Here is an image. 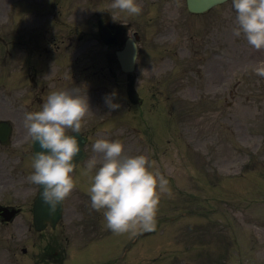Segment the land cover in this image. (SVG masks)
Masks as SVG:
<instances>
[{
	"label": "rangeland",
	"instance_id": "374dc122",
	"mask_svg": "<svg viewBox=\"0 0 264 264\" xmlns=\"http://www.w3.org/2000/svg\"><path fill=\"white\" fill-rule=\"evenodd\" d=\"M138 3L142 12L130 15L113 0H0V120L13 124L11 145L0 147V203L29 207L36 190L25 112L40 110L53 90L75 88L89 100L80 131L88 158L72 173L58 225L60 264L75 253L72 264H264V76L254 70L264 48L235 36L232 0L200 17L183 0ZM106 8L138 36L141 106L127 101L114 49L93 41ZM113 90L115 109L105 103ZM99 137L119 138L125 154H145L166 177L153 227L115 232L103 209L88 207L84 169L102 159L92 149ZM89 210L95 234L86 232ZM29 220L27 210L14 222L25 223L26 236Z\"/></svg>",
	"mask_w": 264,
	"mask_h": 264
},
{
	"label": "clouds",
	"instance_id": "9594fccd",
	"mask_svg": "<svg viewBox=\"0 0 264 264\" xmlns=\"http://www.w3.org/2000/svg\"><path fill=\"white\" fill-rule=\"evenodd\" d=\"M113 8L130 15L142 12L138 0H113ZM235 10V36L241 33L256 49L264 48V0H232ZM114 19V18H113ZM254 70L264 76V60L258 61ZM116 91L106 94L109 108H119L113 100ZM89 110L87 95L78 89L53 90L37 111H26L24 125L38 142L40 150L33 151L29 179L40 187V197L53 213L75 187L72 175L81 151L76 135L67 132L71 128L80 133L83 117ZM122 140L99 137L92 143L102 159L92 157L87 161L85 173L91 174L89 196L91 207L103 209L107 226L115 232H125L135 227L154 226L160 193L166 190V177L152 169L148 157L143 154H125Z\"/></svg>",
	"mask_w": 264,
	"mask_h": 264
},
{
	"label": "water",
	"instance_id": "95a60500",
	"mask_svg": "<svg viewBox=\"0 0 264 264\" xmlns=\"http://www.w3.org/2000/svg\"><path fill=\"white\" fill-rule=\"evenodd\" d=\"M221 1H224V0H188L187 5L190 7V10L192 11H202V10L207 9L209 6L215 3L221 2ZM133 59H134V53L129 48L125 49L122 53L119 54V62L122 65L123 70L125 71L132 70ZM129 80L132 85V82H133L132 77H129ZM78 139L81 144V151L74 158L77 162L81 161L85 156L82 151L83 141L79 137ZM35 150H40L38 142H34L33 151ZM39 194H40V187H39ZM59 208H60V205L56 208V210L53 213L50 214L47 205H45L43 201L41 200V198L39 197L37 208L35 209L37 226L41 228L42 226H44L45 221H48L50 222L51 225H54V222L59 217V212H60Z\"/></svg>",
	"mask_w": 264,
	"mask_h": 264
},
{
	"label": "flooded vegetation",
	"instance_id": "af4514ba",
	"mask_svg": "<svg viewBox=\"0 0 264 264\" xmlns=\"http://www.w3.org/2000/svg\"><path fill=\"white\" fill-rule=\"evenodd\" d=\"M111 26V23L109 22L108 24H107V27H110Z\"/></svg>",
	"mask_w": 264,
	"mask_h": 264
}]
</instances>
